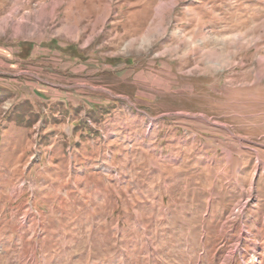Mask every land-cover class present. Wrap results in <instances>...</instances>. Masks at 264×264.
Returning a JSON list of instances; mask_svg holds the SVG:
<instances>
[{
  "label": "rangeland",
  "instance_id": "374dc122",
  "mask_svg": "<svg viewBox=\"0 0 264 264\" xmlns=\"http://www.w3.org/2000/svg\"><path fill=\"white\" fill-rule=\"evenodd\" d=\"M0 264H264V0H0Z\"/></svg>",
  "mask_w": 264,
  "mask_h": 264
}]
</instances>
